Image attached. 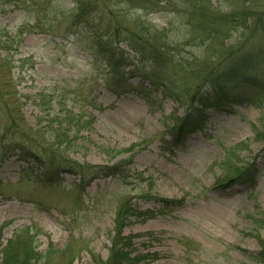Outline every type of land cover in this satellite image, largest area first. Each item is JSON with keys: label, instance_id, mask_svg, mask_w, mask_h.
<instances>
[{"label": "rangeland", "instance_id": "obj_1", "mask_svg": "<svg viewBox=\"0 0 264 264\" xmlns=\"http://www.w3.org/2000/svg\"><path fill=\"white\" fill-rule=\"evenodd\" d=\"M245 1L264 12V0L211 4L228 12ZM133 6L113 3L111 9L159 29L170 23L182 54L203 58L173 7ZM74 7L72 0H0V39L9 37L0 55L13 59L29 124L48 132L59 104L79 117L80 132L67 140V150L88 174L82 183L80 174L64 168L57 182L46 184L38 165L21 162L18 153L0 162V243L28 228L42 263L96 264L108 259L118 214L129 205L124 233L139 236L136 254L154 257L146 264H263L255 257L264 247V62L250 67L256 88L236 91L238 102L210 110L204 130L174 147L172 129L187 111L185 99L167 97L160 86L150 90L146 79L161 68L139 65L123 86L111 85L116 81L104 61L95 60L91 34L73 23ZM241 34L233 33L226 46ZM246 48H264V37L252 35ZM164 73L187 88L198 86L172 67ZM149 91L153 99L145 97ZM248 164L257 170L253 187L224 183ZM96 167L104 170L90 173Z\"/></svg>", "mask_w": 264, "mask_h": 264}, {"label": "trees", "instance_id": "obj_2", "mask_svg": "<svg viewBox=\"0 0 264 264\" xmlns=\"http://www.w3.org/2000/svg\"><path fill=\"white\" fill-rule=\"evenodd\" d=\"M75 4L72 15L76 26L85 28L93 39L95 60L104 61L107 76L113 86H123L126 76L139 71L138 66L159 70L154 79H146L151 87L164 88L167 97L178 102L185 99L187 111L176 120L173 127V146L178 147L188 135L204 130L208 121V112L221 109L227 104L238 102L236 91L256 88L259 80L250 74V67L264 62V48L247 49L252 35L264 37V12L252 10L248 1L241 7L234 6L228 12L214 8L211 0H72ZM148 1V2H147ZM113 3H128L133 7H155V12H165L173 7L177 16L190 30L189 42L203 51V58L194 55L184 56L183 45L171 37V27L159 29L148 20L129 19L111 9ZM147 3V4H146ZM145 4V5H144ZM242 31L235 45L226 46L233 33ZM7 38V39H6ZM6 39V42H4ZM9 37L0 39L1 49L8 48ZM123 45L129 51L123 48ZM197 63H201L195 69ZM133 67L131 71L127 68ZM172 67L184 78L198 80L194 89L177 83L164 73ZM13 59L0 55V162L18 153L23 163L31 161L38 165L44 183L57 182L56 174L60 169H71L86 182L87 172L79 163L74 162L67 150V140L80 132L81 119L75 117L65 106L59 104L58 114L44 133L37 125H30L24 113V102L18 91L17 77L13 71ZM136 74V73H135ZM145 76V74H143ZM124 81V82H123ZM144 89H148L143 86ZM153 92H146L147 99H153ZM264 138V122L262 123ZM39 127V128H38ZM172 144V143H171ZM166 146V142H164ZM171 150V149H168ZM82 169V170H81ZM104 168H93L90 173H100ZM25 173L26 170H23ZM257 170L245 165L229 177L224 183L234 182L245 187H253ZM129 205L121 207L116 221V234L111 236V249L106 261L95 259L96 264H146L145 259L153 256L136 254V235H125ZM140 215L153 217L152 212ZM263 220H258L261 224ZM36 235L30 229L18 231L4 246L0 243L1 264H45L43 256L37 250ZM255 260L264 264V247Z\"/></svg>", "mask_w": 264, "mask_h": 264}]
</instances>
